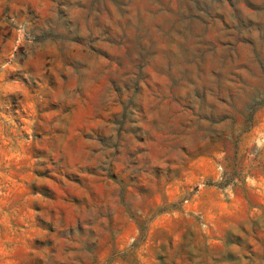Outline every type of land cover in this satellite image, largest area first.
<instances>
[{
  "label": "rangeland",
  "instance_id": "374dc122",
  "mask_svg": "<svg viewBox=\"0 0 264 264\" xmlns=\"http://www.w3.org/2000/svg\"><path fill=\"white\" fill-rule=\"evenodd\" d=\"M0 264H264V0H0Z\"/></svg>",
  "mask_w": 264,
  "mask_h": 264
}]
</instances>
